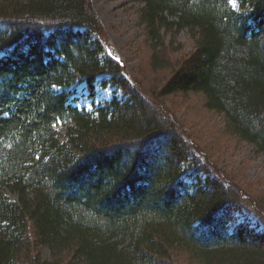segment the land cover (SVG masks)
Masks as SVG:
<instances>
[{
	"label": "trees",
	"instance_id": "1",
	"mask_svg": "<svg viewBox=\"0 0 264 264\" xmlns=\"http://www.w3.org/2000/svg\"><path fill=\"white\" fill-rule=\"evenodd\" d=\"M139 1L160 96L201 94L264 154V0ZM184 30L194 48L170 60ZM102 31L91 0H0V264H264V230L235 216L264 207L201 163ZM79 82L115 95L80 108Z\"/></svg>",
	"mask_w": 264,
	"mask_h": 264
},
{
	"label": "rangeland",
	"instance_id": "2",
	"mask_svg": "<svg viewBox=\"0 0 264 264\" xmlns=\"http://www.w3.org/2000/svg\"><path fill=\"white\" fill-rule=\"evenodd\" d=\"M91 2L102 26L105 53L122 63L131 73L132 82L147 93L157 107L174 119L180 131L196 150L201 163L234 181L239 189L251 197L255 205L259 208L264 207V154L257 153L254 144L242 142L228 134L223 126L224 116L209 111L201 94L160 96L164 77L168 74L156 75L152 70L151 44L145 36L139 18L143 3L139 0H91ZM165 41L166 47L162 54L170 60L183 58L194 48V40L187 30L180 33L169 32L165 36ZM86 85L79 82L75 88L74 97L77 98L75 105L80 108L92 110L115 95V86L102 87L98 83L94 97ZM117 94L121 96L120 91ZM57 129L64 140L65 126L58 124ZM189 172L184 179L191 183L192 177L188 175ZM9 194L13 199H17L15 194ZM235 216L239 221L248 218L251 224L264 230V221L255 212L245 209ZM43 256L44 258L50 256L47 247L43 249ZM172 259L176 264H195L182 251L173 252Z\"/></svg>",
	"mask_w": 264,
	"mask_h": 264
},
{
	"label": "snow or ice",
	"instance_id": "3",
	"mask_svg": "<svg viewBox=\"0 0 264 264\" xmlns=\"http://www.w3.org/2000/svg\"><path fill=\"white\" fill-rule=\"evenodd\" d=\"M230 2L233 4V7H235V0H230ZM55 87V85H53Z\"/></svg>",
	"mask_w": 264,
	"mask_h": 264
}]
</instances>
